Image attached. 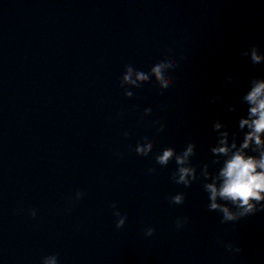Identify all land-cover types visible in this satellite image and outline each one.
I'll use <instances>...</instances> for the list:
<instances>
[{
	"label": "clouds",
	"instance_id": "clouds-1",
	"mask_svg": "<svg viewBox=\"0 0 264 264\" xmlns=\"http://www.w3.org/2000/svg\"><path fill=\"white\" fill-rule=\"evenodd\" d=\"M253 66L264 65V50L258 44H251L240 52ZM180 59H185L181 56ZM178 59L168 54L157 59L149 67L135 68L125 65L119 77L118 85L123 90V96L131 99L134 90L147 83L152 78L159 83L161 91L173 84L172 69L178 66ZM234 75L224 77V85L235 82ZM239 104L245 106L236 118L235 127L230 128L219 117L211 124L214 133V142L209 145V159L203 163H193L197 144L189 140L183 148L177 151L172 146H164L155 151L156 139L154 135L145 134L132 146V150L144 156L153 155L156 165L165 168L170 162L175 168L171 171L169 179L177 184L189 188L198 182L206 194L207 210L216 212L220 216V224L235 223L245 217L264 212V76H251L245 90L237 97ZM210 104L222 103L223 97L212 95ZM154 111V105L148 104L143 114L145 116ZM229 113L237 112V104L227 105ZM150 123L155 132H162L166 125L163 119L157 116ZM124 137L128 131L122 132ZM121 156V153H117ZM148 172L155 174L157 169L149 167ZM84 193L80 190L74 192L72 201L82 199ZM169 204L183 205L185 193L176 192L168 197ZM114 210L117 228L123 227L129 220V214L120 209L117 202L111 204ZM66 211H70L67 209ZM30 218L37 216V210L28 211ZM188 223V218L177 217L174 221L177 229ZM155 228L148 226L144 235L151 237ZM226 251L239 254L242 249L231 241L224 242ZM39 264H59L57 254L52 253L40 258Z\"/></svg>",
	"mask_w": 264,
	"mask_h": 264
}]
</instances>
